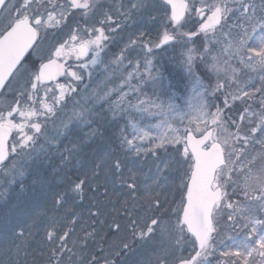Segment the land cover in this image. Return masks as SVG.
<instances>
[{
    "label": "snow or ice",
    "instance_id": "snow-or-ice-1",
    "mask_svg": "<svg viewBox=\"0 0 264 264\" xmlns=\"http://www.w3.org/2000/svg\"><path fill=\"white\" fill-rule=\"evenodd\" d=\"M163 3L167 24L158 39L130 34L112 63L132 65L129 55L140 48L149 80L164 88L153 58L164 45L179 47L197 102L182 127L165 120L158 135L134 127L131 138L120 129L112 139L105 133L127 94L112 102L115 89L88 93L78 84L150 0H0V91L24 78L0 108V176L21 194L0 205V264H264V0ZM73 10L83 26L77 21L46 62L26 66L41 33L67 27ZM188 17L195 27L184 31ZM90 53L78 70L66 67ZM59 76L71 79L50 87ZM172 89L169 82V100ZM217 93L225 99L213 112L207 97ZM151 107L175 110L163 101ZM177 192L179 202L169 200ZM221 220L234 234L217 244Z\"/></svg>",
    "mask_w": 264,
    "mask_h": 264
},
{
    "label": "trees",
    "instance_id": "trees-1",
    "mask_svg": "<svg viewBox=\"0 0 264 264\" xmlns=\"http://www.w3.org/2000/svg\"><path fill=\"white\" fill-rule=\"evenodd\" d=\"M192 27V26H191ZM194 29V27L191 28V30ZM115 36L120 37L119 33ZM197 42H199L197 38ZM119 44V49L115 52V44ZM124 39H116L113 40V54L117 53L120 48L123 46ZM165 50L170 51V56L167 58L166 64L162 65V71L163 75L165 77L164 79V88L158 87L151 82L147 76L146 69L144 67L143 63V56L142 55H133L130 53L129 59L133 61V64L136 60H140V67L139 69H135L134 71H130L127 68L130 67L129 63L125 65V63L128 60L124 61L123 66H117L113 63V69L111 66H108L105 69H102L101 72V83L98 86H93V84L88 85L87 91L88 93L92 92H100L101 89L104 91H107L108 89H115V91L112 92V95L110 97V100L112 102H116L120 99L121 93L127 94L124 97V102L122 104L123 112L117 114V119L115 123L110 124L107 127L106 130V136L109 138L114 139L115 137L120 135V129H125L126 134L129 138L132 137L130 135L129 130V122L134 120L136 117H138L140 114H145V111L141 110L143 108V105L140 104L141 101H144V104H147L149 106L148 108V114L149 117L158 115L160 112L158 109L151 107L152 102H148L149 99L151 101V98H154L153 102L160 103L161 101L168 103L173 102L174 100H181V96L183 93H185L186 88L191 83L189 80L186 81V78L184 76V73L182 72L179 61H180V48L179 47H171L170 45L165 46ZM160 54V53H159ZM157 54V55H159ZM173 59L177 60V63ZM154 65L158 66V61L155 59L153 60ZM134 66V65H133ZM145 70H142V69ZM112 69V70H111ZM179 69V70H178ZM111 70V71H110ZM132 73V77L128 79V74ZM127 79V84H124V80ZM106 81L107 85L103 88L102 82ZM171 83L173 86V91L175 92V95L171 97V100H169L168 92H167V85ZM97 83V80H96ZM95 83V85H96ZM203 83L205 85L209 84V78L207 76H203ZM212 83H215V78H212ZM183 85V87H182ZM79 90L83 91L85 88L78 87ZM142 97H145L146 99H142ZM159 97V99H157ZM221 93H217L216 96H209L207 97V102L210 106V110L215 111L214 106H220L223 108L221 103ZM79 99V97H77ZM104 111L106 113V117L108 120H111V113L108 112V105H104ZM147 146V145H145ZM150 162V161H149ZM1 181L3 182V177L1 176ZM19 179V178H18ZM25 183H29L31 180L30 176L24 177ZM178 183V181H177ZM0 193H3V197L0 198V205H3L5 201H8V203H15L17 199L21 196L17 186L15 185H4V189L0 190ZM100 199L103 200V189L100 190ZM25 196H30L31 194H24ZM175 199L176 202H179V193L177 192L175 196L169 194V200ZM235 198V197H234ZM174 205V204H173ZM173 205H171L173 207ZM112 207L111 204H107L106 208L110 210ZM231 230V227L226 225L223 220H221V235L217 238V244H219V240L223 239L225 236V231ZM213 264H215V260H213Z\"/></svg>",
    "mask_w": 264,
    "mask_h": 264
},
{
    "label": "rangeland",
    "instance_id": "rangeland-1",
    "mask_svg": "<svg viewBox=\"0 0 264 264\" xmlns=\"http://www.w3.org/2000/svg\"><path fill=\"white\" fill-rule=\"evenodd\" d=\"M112 2H113V4L118 5L121 2L127 3V0H113ZM189 2L191 3V0H189ZM165 9H166V7L159 0H150L149 10L146 13H144L143 15H138L136 17V22L134 24H131L130 27L124 29L126 34L123 33L120 35V37H124L127 35V38H128V36L134 32L145 31L146 33H148V35L150 36V38L152 40H154V41L157 40L158 36L163 32L164 27L167 24V16L165 14ZM191 26L193 27L194 23L192 21V18L188 17L187 22H186V27L191 28ZM40 43H39L40 46H43V45L48 46L49 44H51V38H46L44 40L41 39ZM54 45L56 46V44L53 43L48 47L47 56L51 54V49ZM140 52H142V50L140 48H136L135 51H133L131 54L137 55ZM35 53L38 55H43L44 54L43 47L37 48L35 50ZM156 53H158V50H156ZM169 56H170V51H168V50H163L160 52L159 55H155L153 60L156 59L158 61V66L156 65V67L152 70L153 75H155L157 68L161 69L162 65L166 64L167 58ZM102 59L104 62L100 65H103V69H105V68H107V62L105 61V60H107V57H105L102 54ZM173 60L175 61V63H177L176 59H173ZM143 63H144V61H143ZM127 64H128V61L125 63V65H127ZM127 69L130 71H134L136 69L135 63L132 64ZM100 70L98 71L99 73L97 72L99 74L98 76H95L97 73L95 75L89 76L90 72L86 71L85 74H83V76H84L83 82L79 83L78 86L84 85L82 88H85V86L88 87V85H90V84H93V86H95L96 80L99 78V76L101 74ZM142 70H145V69L143 68ZM22 79H24V78L18 77L17 80H13L11 82V84L8 85V90L5 91L4 96L0 100V108L4 107L6 104L11 103L13 101L14 93L18 88V81H22ZM186 81H188V80L186 79ZM100 83H101V81H100ZM106 85H107L106 81H103L102 87L103 86L105 87ZM51 87H54V86H51ZM182 87H183V85H182ZM193 87H195V84H194V82H191L189 84V86L186 88L185 93L182 94L181 100H174L173 102H170L173 105H175V110L171 111V112H166L164 115H162L164 118H158L156 121H154L153 116L149 117L148 110L145 111V114H140V117H138L136 119V123H134V122L132 123L131 129H130V134L133 135V128L134 127H136V128H149L150 127L153 131V135H158L159 133L164 131V128H157L156 126L162 124L165 120L172 121L174 126H181L180 120L182 117H184L185 118L184 123L186 124L187 123V118H186L187 114L191 112V108L189 107V103L191 102L192 104H195L197 102L196 94L192 90ZM196 91L202 92L203 89L196 87ZM223 95L224 94H222V96ZM40 96L41 97L43 96V91H41ZM168 96H169V94H168ZM142 99L144 100L146 98L142 97ZM222 99H223V97H221V100ZM153 100H154V98H151V101L149 99L148 102L153 103ZM155 103H157V102H155ZM148 108H149V106L147 104H143L142 109H148ZM155 117H157V115H155ZM14 136H15V133H14ZM0 180H1V178H0ZM0 182L4 183L2 181H0ZM173 207H175V204L173 205ZM173 219H175V218L173 217ZM224 233L228 234V235L234 234L232 232V230L225 231ZM224 238H225V236H224Z\"/></svg>",
    "mask_w": 264,
    "mask_h": 264
},
{
    "label": "flooded vegetation",
    "instance_id": "flooded-vegetation-1",
    "mask_svg": "<svg viewBox=\"0 0 264 264\" xmlns=\"http://www.w3.org/2000/svg\"><path fill=\"white\" fill-rule=\"evenodd\" d=\"M112 1L113 0H101V2L106 3V4H113ZM59 2L63 3L64 0H59ZM73 11H74V14L70 15L68 20H67V27L62 26L59 29L49 30L46 34L41 33V39L44 40L46 38H51V44L55 43L57 45L59 42H62L64 39L67 38V36L70 32V29L75 26L77 21H79V23L83 26L84 19L81 17V13L79 11H75V10H73ZM93 22H94V18L88 19L89 25H91ZM41 39L38 40L37 44L34 46V49H32L30 51V53L26 56V60H25L26 66L33 67L40 62L46 61L50 57L51 54L47 56V53H48V47L51 44H49L48 46H45V45L40 46L39 43H40ZM54 46L52 47L51 51L53 50ZM39 47H43V49H44L43 55H38L35 53V50ZM106 52L108 54L103 53L106 57H109V56L111 57L113 55V42H111L109 44L108 48L106 49ZM90 56H91V53L89 54V57H86L80 61H77L74 58L69 59L65 62L66 67H67V65H72L71 70L76 71V70H78V65L81 63H86L90 59ZM61 62H64V61H61ZM96 66H100V64H97L95 66L89 64V68L87 70H83V74H85L86 71H93ZM70 79H71L70 77L59 76L57 78V80L50 82L49 85H55L56 83H66Z\"/></svg>",
    "mask_w": 264,
    "mask_h": 264
},
{
    "label": "bare ground",
    "instance_id": "bare-ground-1",
    "mask_svg": "<svg viewBox=\"0 0 264 264\" xmlns=\"http://www.w3.org/2000/svg\"><path fill=\"white\" fill-rule=\"evenodd\" d=\"M118 49H119V44L116 43V44H115L114 51L116 52ZM157 54H158V53H156V55H157ZM230 105H232L234 109L237 108V107H239L238 105H235V104H230Z\"/></svg>",
    "mask_w": 264,
    "mask_h": 264
},
{
    "label": "water",
    "instance_id": "water-1",
    "mask_svg": "<svg viewBox=\"0 0 264 264\" xmlns=\"http://www.w3.org/2000/svg\"><path fill=\"white\" fill-rule=\"evenodd\" d=\"M163 1V0H162ZM169 11H170V9H169ZM30 50V49H29ZM27 54V53H26ZM10 138V137H9Z\"/></svg>",
    "mask_w": 264,
    "mask_h": 264
}]
</instances>
